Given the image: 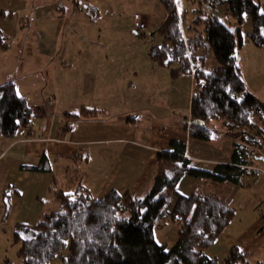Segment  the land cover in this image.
Returning a JSON list of instances; mask_svg holds the SVG:
<instances>
[{
  "label": "trees",
  "instance_id": "1",
  "mask_svg": "<svg viewBox=\"0 0 264 264\" xmlns=\"http://www.w3.org/2000/svg\"><path fill=\"white\" fill-rule=\"evenodd\" d=\"M160 1L165 9L156 28L161 41L149 45L147 56L156 65L169 67L172 79L192 78L187 137L200 142L229 139V161L217 162L211 169L193 166L185 156V140L172 138L170 149L156 151L150 187L140 197L114 188L94 197L81 183L71 192L57 189L53 195L58 209L32 223H15L19 264H257L234 245L221 257L209 256L206 251L234 216L228 196L222 190L199 187L181 193L177 184L188 176L238 185L246 166L259 156L264 145V101L248 91L236 46L243 42L245 16L251 23L248 40L264 46V11L256 0H198L188 24L194 33L185 36L184 14L178 13L175 1ZM220 6L225 8L223 15L216 13ZM228 16L231 21L226 23ZM197 25H202L203 34L195 31ZM6 38L0 31V48L6 47ZM200 47L205 52L197 54ZM209 53L214 62L207 67ZM31 113L26 99L17 95L15 80L0 82V137H13L28 126ZM101 113V108L84 105L65 111L64 130L76 119ZM23 168L47 171L50 166L42 155L36 164ZM163 222L176 224V238L169 246L154 237V229Z\"/></svg>",
  "mask_w": 264,
  "mask_h": 264
},
{
  "label": "crops",
  "instance_id": "2",
  "mask_svg": "<svg viewBox=\"0 0 264 264\" xmlns=\"http://www.w3.org/2000/svg\"><path fill=\"white\" fill-rule=\"evenodd\" d=\"M85 2L0 0V31L7 36L6 47L1 48L5 52L0 53V82L13 78L32 110L28 126L13 137H0V192L11 190L16 201L27 200L28 187L50 190L55 171H70L79 176L67 186L69 192L81 183L94 197L111 188L140 197L150 187L156 151L170 149L172 138L185 140V156L193 166L210 169L217 162H228L231 141L227 138L200 142L187 134H166L161 121L158 127L145 125V110L155 116L157 101L145 95L143 82L128 80L129 74L136 77L137 53L114 52L111 44H117V39L69 35V25L87 28L99 18L98 9ZM244 21L250 23L247 16ZM64 29L68 35L62 36ZM12 49L17 52L10 56ZM127 60L132 62L123 66ZM81 105L101 108L103 113L76 119L65 131L62 113ZM42 155L49 161V170L23 168L36 164ZM254 160L239 185L263 189L264 175L259 172L264 169ZM186 177L179 180L178 190L190 186L192 180ZM194 181L197 185L201 180ZM42 194L36 192L34 197L42 199ZM33 212L38 211H28L32 220ZM233 218L206 253L221 257L234 245L251 262L264 261V218L255 216L240 229H227Z\"/></svg>",
  "mask_w": 264,
  "mask_h": 264
},
{
  "label": "rangeland",
  "instance_id": "3",
  "mask_svg": "<svg viewBox=\"0 0 264 264\" xmlns=\"http://www.w3.org/2000/svg\"><path fill=\"white\" fill-rule=\"evenodd\" d=\"M84 1H86L85 3H88L90 8L94 6L98 9L99 18L87 28L84 26L69 25V27H71L69 35H87L97 38L117 39L119 40L117 44H111L114 52L118 49H125L127 51V56L132 52L135 54L137 53L139 59L137 60L136 77L134 78L133 74H129L128 80L133 81L135 84H137V81L143 82L146 87L145 95L148 93V95H152L157 101L156 108L153 110L156 115L152 117L151 113L147 112L148 110L146 109V115L144 116L143 122H145L147 127L153 125L158 127V123L161 121L165 125L164 131L166 134H187L184 126L189 122L192 78L189 75H180L176 79H172L169 75V67L158 66L147 56L149 45L161 41V36L156 32V28L163 20L165 13L161 1ZM174 1L178 13L184 14L182 26L184 35L186 36L187 33H194L193 28H189L188 24H192L191 22L195 15L194 9L198 7V0ZM256 1L260 3V6L262 5V8H264V0ZM201 6L204 8V5ZM224 11L225 8L220 6L216 13L218 15H223ZM134 13H139L142 16V20L145 24L143 35L137 34L133 30ZM224 20L228 23V21H231V17L228 16V19L224 18ZM249 26H251L250 23H246V21L242 24L243 42L241 45L236 46L237 64L248 91L264 101V46H256L248 40L247 33L250 31ZM67 31V29H64L62 36L68 35ZM195 31L203 34L202 25H197ZM18 36H20V34H18ZM204 49V47H200L197 54L204 53ZM0 50V53L4 54L5 49L0 48ZM142 50L144 55L139 52ZM16 52L13 49L8 50L10 56ZM141 55L144 59H142ZM124 58L125 57L123 56L122 59ZM131 62L132 61L128 60L123 61V66ZM213 62L214 60L211 54L209 53L206 55L205 65L208 67ZM2 64L3 63L1 62L0 66H2ZM175 66V64L172 65V67ZM115 111H119V109L115 108ZM212 122L215 123L216 121L211 120L210 123ZM178 124L179 127H177ZM258 155L259 156L256 157V160H253L257 161V163L264 169V145L260 149V154ZM69 172L70 171H67L66 173L54 172L56 181L54 180L51 184L53 189L50 188V190H47L43 188L40 190L38 188L37 190H33V188L28 187L24 193V196H30L27 200L16 201L11 190H7L5 194L3 191L0 192V264L20 263V257L17 255L18 243H15L13 238L15 223L18 221L32 223L37 217L40 218L44 213L58 209V202L54 199L53 195L54 191L62 189L69 192L67 186L74 183V179L79 176V174L74 175V173ZM245 174L246 173H244L242 177ZM259 174L264 175L263 172H259ZM186 178H189L192 181L189 187L186 186V184L184 185V190L179 188L180 192L183 191L181 193H188L194 187H199L201 189L222 190L223 193L228 196V205L234 209L235 217L227 229H240L237 227L249 224L250 220L254 219L255 216L261 215L264 218V205L262 204L264 188H257L255 186L253 189H248V186L246 185H233L227 181L212 184L205 180H201L196 185V181H194L193 178L188 176ZM57 182L59 187L56 184ZM258 184L260 185V182ZM36 192L43 193L41 195L43 198H35L34 194ZM30 210L38 211L36 215L34 212L31 214V217H33L34 220L28 216V211ZM154 237L157 241L166 242L168 246L171 245L176 238V224L173 222H163L154 229ZM259 264H264V261H260Z\"/></svg>",
  "mask_w": 264,
  "mask_h": 264
},
{
  "label": "built area",
  "instance_id": "4",
  "mask_svg": "<svg viewBox=\"0 0 264 264\" xmlns=\"http://www.w3.org/2000/svg\"><path fill=\"white\" fill-rule=\"evenodd\" d=\"M145 28L142 16L139 13L133 14V30L134 32L141 33Z\"/></svg>",
  "mask_w": 264,
  "mask_h": 264
},
{
  "label": "snow or ice",
  "instance_id": "5",
  "mask_svg": "<svg viewBox=\"0 0 264 264\" xmlns=\"http://www.w3.org/2000/svg\"><path fill=\"white\" fill-rule=\"evenodd\" d=\"M19 94H20L19 91H17V95H19ZM28 238L30 239L31 237H28ZM65 243H67V241H65ZM165 251H167V249H165Z\"/></svg>",
  "mask_w": 264,
  "mask_h": 264
},
{
  "label": "water",
  "instance_id": "6",
  "mask_svg": "<svg viewBox=\"0 0 264 264\" xmlns=\"http://www.w3.org/2000/svg\"><path fill=\"white\" fill-rule=\"evenodd\" d=\"M261 158H263V157H261Z\"/></svg>",
  "mask_w": 264,
  "mask_h": 264
}]
</instances>
